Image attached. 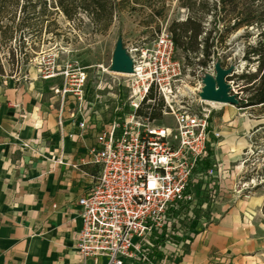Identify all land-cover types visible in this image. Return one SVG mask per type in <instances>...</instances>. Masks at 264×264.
<instances>
[{"label":"built area","instance_id":"obj_1","mask_svg":"<svg viewBox=\"0 0 264 264\" xmlns=\"http://www.w3.org/2000/svg\"><path fill=\"white\" fill-rule=\"evenodd\" d=\"M127 52L133 69L120 74L130 90L124 104L129 110L116 107L117 115L97 134L90 156L100 173L78 199L76 249L82 264L87 259L93 264H160V241L173 214L196 205L198 190L221 176L219 168L210 167H215L212 150L222 137L213 122L214 102L199 97L201 77L214 75L217 59L211 56L206 66L185 69L166 28ZM60 73L61 94L80 100L84 71L65 68ZM85 126L84 120L78 123L81 130Z\"/></svg>","mask_w":264,"mask_h":264},{"label":"crops","instance_id":"obj_2","mask_svg":"<svg viewBox=\"0 0 264 264\" xmlns=\"http://www.w3.org/2000/svg\"><path fill=\"white\" fill-rule=\"evenodd\" d=\"M44 79L17 83L0 75V264H82L78 199L100 173L90 150L113 119L111 108L62 95V82ZM220 131L213 154L231 143ZM240 202L193 235L166 242L163 264L262 262L264 193Z\"/></svg>","mask_w":264,"mask_h":264},{"label":"rangeland","instance_id":"obj_3","mask_svg":"<svg viewBox=\"0 0 264 264\" xmlns=\"http://www.w3.org/2000/svg\"><path fill=\"white\" fill-rule=\"evenodd\" d=\"M152 3L158 6L156 0ZM146 4L138 6L134 12H120L104 32L98 31L84 13H80L74 21L60 12L45 16L44 24L56 22V28L49 30L42 27L41 32L29 31L24 48L26 56L19 53L18 40L12 41L10 48L0 52L5 79L19 83L40 78L45 80L47 75H52L50 77L55 79L53 84L59 85L64 82L60 73L62 70L78 69L86 75L83 96L79 100L81 103L105 102L111 108V118L117 115L116 107L121 112H128L129 109L124 108L130 96L126 76L111 70L117 42L120 40L126 49L142 46L151 40L158 26L160 29L166 28L171 20H182L187 16V11L179 6L178 0H165V18L160 20L150 17L151 9ZM210 18L206 14L205 22L208 23ZM218 27L221 30L224 28L221 24ZM248 31L251 33L249 38L244 36L242 28L230 31L219 45L220 54L227 56L228 64L235 65L234 73L227 80L232 82L242 100L248 96L244 90L247 81L239 76L256 72L254 63L247 64L242 59L247 44L254 43L258 34L255 26L248 28ZM217 35L218 32L212 33L214 37ZM11 52L16 53L14 58ZM184 65L185 69L191 66L187 61ZM12 76L13 79L10 78ZM211 108L214 124L229 132L226 141L232 143L217 149L212 157L215 167H210L220 169V180L213 178L209 187L198 190L196 205L173 214L169 232L160 241L163 246L166 242L174 243L214 223L227 209L237 205V201H247L256 193H264V105L238 107L212 103ZM230 122L233 124L228 126ZM233 149L240 151L236 154ZM242 206L245 205L240 202L238 208L242 209ZM262 252L263 255L259 254L262 262L256 259L259 264H264V248ZM163 255L162 251L160 264H163Z\"/></svg>","mask_w":264,"mask_h":264},{"label":"trees","instance_id":"obj_4","mask_svg":"<svg viewBox=\"0 0 264 264\" xmlns=\"http://www.w3.org/2000/svg\"><path fill=\"white\" fill-rule=\"evenodd\" d=\"M156 1L158 6L152 3L153 0H0V52L10 48L12 41L18 40L19 53L26 56L24 48L29 31L41 32L42 27L49 30L56 28V22L45 25L43 18L57 12L70 21L84 13L98 31L104 32L120 12L137 11L138 6L146 3L151 9L152 19L165 18V0ZM178 1L179 6L187 11V16L182 20H171L166 29L174 42L175 58L187 61L191 66L204 67L211 56L221 59V64L227 66V56L219 51L225 34L242 28L244 36L249 38L251 33L248 28L255 26L258 29L254 43L247 44L243 52L242 59L247 64L254 63L256 72L239 76L247 81L244 90L248 96L240 100L238 107L264 105V0ZM206 14L211 17L208 23L205 22ZM218 24L224 27L223 30ZM160 31L158 26L151 40ZM213 32H218L217 37L212 36ZM11 53L14 58L16 53ZM200 54L202 57H199ZM198 57L199 60H196ZM0 75H4L1 57ZM157 115L156 112L152 113L153 117Z\"/></svg>","mask_w":264,"mask_h":264},{"label":"water","instance_id":"obj_5","mask_svg":"<svg viewBox=\"0 0 264 264\" xmlns=\"http://www.w3.org/2000/svg\"><path fill=\"white\" fill-rule=\"evenodd\" d=\"M132 69V59L119 40L113 52L111 70L117 73H130ZM234 70V64L223 66L221 59H217L214 63V75L205 73L201 77L199 97L214 103L238 106L240 99L236 93L230 92L231 86L227 82V77L231 76Z\"/></svg>","mask_w":264,"mask_h":264}]
</instances>
